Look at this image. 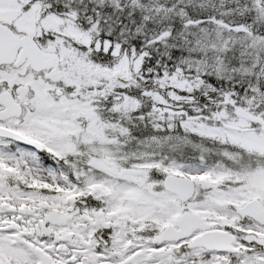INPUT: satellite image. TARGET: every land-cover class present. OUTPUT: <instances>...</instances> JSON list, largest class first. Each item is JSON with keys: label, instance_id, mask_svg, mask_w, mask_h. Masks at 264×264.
<instances>
[{"label": "snow or ice", "instance_id": "obj_1", "mask_svg": "<svg viewBox=\"0 0 264 264\" xmlns=\"http://www.w3.org/2000/svg\"><path fill=\"white\" fill-rule=\"evenodd\" d=\"M0 264H264V0H0Z\"/></svg>", "mask_w": 264, "mask_h": 264}]
</instances>
